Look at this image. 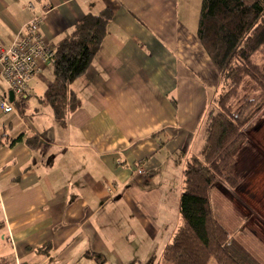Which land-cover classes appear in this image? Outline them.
<instances>
[{
	"label": "crops",
	"instance_id": "crops-1",
	"mask_svg": "<svg viewBox=\"0 0 264 264\" xmlns=\"http://www.w3.org/2000/svg\"><path fill=\"white\" fill-rule=\"evenodd\" d=\"M29 3L53 48L83 16L110 9L113 18L86 73L69 87L80 106L64 125L40 102L52 64L29 81L24 107L0 114V261L138 264L134 242H155L166 225L174 236L180 225L179 198L168 197L172 169L180 156L186 167L195 155L219 92L195 29L179 20L193 17L201 0H0L1 48L32 18ZM32 137L35 148L25 144Z\"/></svg>",
	"mask_w": 264,
	"mask_h": 264
},
{
	"label": "trees",
	"instance_id": "trees-1",
	"mask_svg": "<svg viewBox=\"0 0 264 264\" xmlns=\"http://www.w3.org/2000/svg\"><path fill=\"white\" fill-rule=\"evenodd\" d=\"M112 18L110 9L83 16L70 37L54 48L53 81L40 102L52 109L59 125L80 106L69 87L91 65ZM196 38L219 74L220 92L205 115L204 144L183 171L180 225L158 264H208L211 260L215 264H264L247 240L216 219L210 203L216 184L230 191L241 185L243 179L234 171L236 152L246 143L245 130L264 107V70L254 61L258 54L264 55V0H202ZM246 80L257 97L240 96ZM22 139L21 135L10 145ZM37 143V137L25 140L30 148ZM242 233L253 240L248 230L242 228ZM0 264L10 262L1 260Z\"/></svg>",
	"mask_w": 264,
	"mask_h": 264
},
{
	"label": "rangeland",
	"instance_id": "rangeland-1",
	"mask_svg": "<svg viewBox=\"0 0 264 264\" xmlns=\"http://www.w3.org/2000/svg\"><path fill=\"white\" fill-rule=\"evenodd\" d=\"M199 12L200 7L195 11L193 17L179 20L180 22H186L189 27L194 28L196 31ZM254 61L264 70L263 54H258ZM254 89V86L246 80L243 87L244 93L241 91L240 96L257 97L258 94L253 92ZM245 134L246 143L238 148L234 165L235 173L243 179L241 185L239 188L230 191L223 185L216 184L210 192V203L216 219L227 227L230 232L236 231L240 237L244 238L242 240H247L252 251L262 261L261 259L264 258V107L245 130ZM199 140L202 143L194 151L193 154L195 155L198 154L205 140L204 118L196 134L194 144L200 143ZM183 159L180 156V159L177 160L178 168L176 167V170L172 169L174 186L172 189L173 193H169L168 197L172 201L174 200V203H176V198H179L183 191L181 186L184 188V179L182 173L180 174V170L185 167ZM176 173L177 176L175 177ZM179 177L182 182H180ZM178 181L179 187L177 186ZM177 189H179L178 193ZM171 200L166 205L172 212L174 211V221L178 212L176 205H173ZM240 226L241 228L238 229ZM161 228L162 235H159L155 242L150 244L136 241L133 243L132 249L134 253L136 252L134 259L138 264H158L160 262L164 248L173 238V236L168 237L169 232H166L170 227L166 225ZM242 228L251 232L256 240L254 237L252 238L253 240H250L247 234L242 233ZM208 264H215V262L211 260Z\"/></svg>",
	"mask_w": 264,
	"mask_h": 264
},
{
	"label": "built area",
	"instance_id": "built-area-1",
	"mask_svg": "<svg viewBox=\"0 0 264 264\" xmlns=\"http://www.w3.org/2000/svg\"><path fill=\"white\" fill-rule=\"evenodd\" d=\"M27 9L33 13L23 31L12 39L6 49L0 47V114L16 112L19 105H25L28 95V83L41 66L51 64L54 48L43 39L40 31L42 18L34 14V6L29 3ZM13 94V101L8 100V93ZM136 173L145 172L137 165Z\"/></svg>",
	"mask_w": 264,
	"mask_h": 264
},
{
	"label": "water",
	"instance_id": "water-1",
	"mask_svg": "<svg viewBox=\"0 0 264 264\" xmlns=\"http://www.w3.org/2000/svg\"><path fill=\"white\" fill-rule=\"evenodd\" d=\"M8 100H9L10 102L13 101V94H12L11 92L8 93Z\"/></svg>",
	"mask_w": 264,
	"mask_h": 264
}]
</instances>
